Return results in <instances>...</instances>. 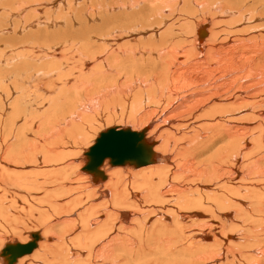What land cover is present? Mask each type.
I'll return each mask as SVG.
<instances>
[{"label":"bare ground","instance_id":"6f19581e","mask_svg":"<svg viewBox=\"0 0 264 264\" xmlns=\"http://www.w3.org/2000/svg\"><path fill=\"white\" fill-rule=\"evenodd\" d=\"M25 1L0 0V252L34 227L14 264H264V0ZM194 1L193 43L167 24ZM99 118L154 163L83 172Z\"/></svg>","mask_w":264,"mask_h":264},{"label":"water","instance_id":"95a60500","mask_svg":"<svg viewBox=\"0 0 264 264\" xmlns=\"http://www.w3.org/2000/svg\"><path fill=\"white\" fill-rule=\"evenodd\" d=\"M146 128L136 132L129 128H108L98 134L93 145L85 153L87 162L81 168L89 173L94 180L105 179L100 170L105 160L112 166H123L126 163L136 167H143L154 163L152 144L145 139ZM32 240L26 244L7 243L0 254L7 259L8 264H14L17 258L30 254L37 246V233L31 234Z\"/></svg>","mask_w":264,"mask_h":264},{"label":"rangeland","instance_id":"374dc122","mask_svg":"<svg viewBox=\"0 0 264 264\" xmlns=\"http://www.w3.org/2000/svg\"><path fill=\"white\" fill-rule=\"evenodd\" d=\"M29 1H31V0H26L25 2H29ZM32 1H34V0H32ZM86 0H84L82 3L83 4H85L86 2H88V4L86 3V5H84V7L85 6H89V4H91L92 3V1L91 0H87L86 2H85ZM94 1V0H93ZM105 1H107V0H105ZM256 0H251L249 3H251V2H255ZM82 3L81 2H79V5H78V7L80 6V5H82ZM195 3H199V1L197 2V1H194V3L193 2H188L186 5L185 4H180V5H177V4H175V6H177L176 7V9H175V12H174V17L176 16V17H182V18H180V20H177V23H176V25H173L172 24V22H171V20H173V19H171V20H169V22H168V24H167V26H176V28L178 27L179 28V24L180 25H182V23H184V21H186L184 24H186L185 26H184V28H183V26H181L180 28V31H179V29L177 28V30L175 31V30H173V32L174 33H178V32H180L181 33V36H182V38L184 39V36H185V38H189V40H190V35H192V41H193V43H194V40L196 39V36H195V30H196V27H197V25H196V23H198V22H206V21H210V20H208V19H206L207 18V15H200V14H198V13H196L195 11L197 10V9H199L196 5H194ZM248 3V4H249ZM257 4L259 3V2H256ZM157 4H158V2H157ZM260 4V3H259ZM36 5V4H35ZM91 5H93V4H91ZM90 5V6H91ZM200 6V5H199ZM201 6H203L202 4H201ZM255 6V5H254ZM258 6V5H257ZM18 7V6H17ZM16 7V5L14 6V8H17ZM81 7V6H80ZM195 8V9H194ZM80 9H82V8H80ZM182 10V11H181ZM48 10L46 9V10H42V13H41V11H39V12H37L36 13V15L38 14V16H40V17H44V14H46V15H48ZM192 14H195L194 15V17L193 18H191L192 17ZM58 15H62V13L61 12H59V14L57 13V12H55L54 14H53V17H58ZM179 15V16H178ZM190 15H191V17H190ZM196 16V17H195ZM188 18V19H187ZM228 18V17H227ZM5 19V23H6V18L4 17V18H2L1 19V26L2 25H4V20ZM30 18L29 17H25V19H24V21H28ZM182 19V20H181ZM196 20V21H195ZM193 21V24H194V22H195V25H194V27H193V29H191V30H188V24H190V22H192ZM229 21V19H225L224 18V20H221V22H222V24H225V23H227ZM166 26V27H167ZM186 28H187V30H186ZM228 28V27H227ZM226 27H220L218 30H221L222 29V31H230L229 29H227ZM55 29V28H54ZM54 29H52L51 31H53ZM184 29V30H183ZM185 30H186V32H185ZM233 31H235V30H237V29H232ZM72 31H74V30H72ZM184 31V32H183ZM193 31V33L191 34V32ZM250 32V31H249ZM53 33H55V32H53ZM248 33V32H247ZM49 34H50V32H49ZM59 34H63V31H60L59 33H58V36H56L55 37V39L53 40V41H55L56 40V42H58V39L61 37V35H59ZM250 34V33H249ZM248 34V38L250 39V37H251V35H249ZM64 35V34H63ZM184 35V36H183ZM250 36V37H249ZM205 37L206 36H204L203 37V39H205ZM33 39L31 38V37H29L28 38V41H32ZM11 43H12V41H10ZM32 42H34V40L32 41ZM193 46V48L195 49V52L197 53V51H196V48H195V46L194 45H192ZM189 49H191V47L189 48ZM255 49V48H254ZM261 51H263L262 49H258L257 48V50L255 49V52L253 51V53H255L256 54V52L258 53V54H256V58H255V60L256 61H254V62H252L253 63V66L254 65H256L254 68L256 69H254L255 71H258V72H260V70H262V69H264L263 67H264V61L262 60L263 59V57H262V53H261ZM260 53V54H259ZM258 58V59H257ZM261 62H260V61ZM76 63L77 62H75L74 61V65L76 66ZM244 63V62H243ZM242 63V65H246V64H243ZM251 63V64H252ZM263 66H262V65ZM74 65H73V67H74ZM258 66H260V67H262V68H259ZM73 67H70V68H73ZM158 70V72L160 71V69H157ZM32 71V70H31ZM30 70H29V72H31ZM148 71H150L149 69H148ZM24 73H26L25 71H23ZM137 72V71H136ZM149 73V72H148ZM147 73V74H148ZM11 89H14V88H16L17 87V85H13V84H11L10 86H9ZM3 90H4V88H3ZM5 91V90H4ZM4 98H6L5 99V101H7V99L9 98V95H6ZM14 98V97H13ZM3 101H4V99H3ZM45 109V108H44ZM107 111V110H106ZM92 112V113H91ZM115 112V111H114ZM113 112V113H114ZM94 115L93 114V111H90L89 113L87 112V114L86 115ZM114 114H116V115H113V120L111 121V120H109V121H111V122H115L116 124H119L122 120L123 121H127L128 119H124L120 114H122L121 113V111L120 112H118V113H114ZM145 114V113H144ZM143 113L142 114H139V112L137 111L136 112V115H132V116H134L133 118H142L143 117V115H144ZM107 115H110L109 114V112H107L106 113V115L105 116H107ZM105 116H104V118H105ZM111 116V115H110ZM144 117H147V116H144ZM143 117V118H144ZM99 119H101V118H99ZM122 119V120H121ZM145 119V118H144ZM97 120V119H96ZM102 120V121H101ZM99 122L101 123V126L103 127V126H107V125H110L109 123H111V122H104V119L102 118ZM135 120H138V119H135ZM99 122L97 123V125H99ZM119 122V123H118ZM128 122V121H127ZM113 124V123H111V124H113V125H111V126H108V127H106V128H102L100 125L98 126L99 128H100V130L97 132V135L101 132V131H104L105 129H107V128H111V127H118V125H116V124ZM149 124V123H148ZM96 125V126H97ZM130 125H132L131 123H130ZM95 126V128L96 129H99L98 127H96ZM9 126H7L6 128H8ZM94 128V129H95ZM24 130H25V128H24ZM33 131V130H32ZM32 131H30V130H27L25 133H28V132H30L31 134H32V138H34L33 136H36V135H41V131L40 132H38L37 134H35V133H33ZM94 131H97V130H94ZM91 135H93V133L91 134ZM5 137H6V141H5V144H4V146H2L3 148H7V147H14L16 150L18 149V145H20V142L21 141H19V139L17 140V141H13V139L14 138H10V137H8L7 136V133H5ZM28 138L27 139H31V137L30 136H27ZM41 136H38V137H36V139H39ZM95 137H97L96 135H95ZM35 139V140H36ZM9 140H12V142L11 143H9ZM8 141V142H7ZM95 141V140H94ZM93 142V141H92ZM90 143V141L88 140V142H85V144L83 143H81L80 144V146H79V148L76 150V152L75 153H80L81 151H85L91 144H93V143ZM34 143H35V141H34ZM30 153H31V151H30ZM69 155H71V154H69ZM210 155H207V156H202V158L201 159H206V158H208ZM22 160H18V162H19V164L20 165H22V164H26L25 162H21ZM242 165V164H241ZM75 167V166H74ZM108 168V167H107ZM109 170H114V169H123V168H108ZM32 170V169H31ZM80 172V171H79ZM89 176V175H88ZM68 177H69V179H73L75 176H74V174H73V171L72 172H70L69 174H68ZM49 179L51 178V176H49L48 177ZM71 181V180H70ZM44 193V192H43ZM99 202V200H97V203ZM253 203V202H252ZM231 224H232V222H230ZM256 225V224H255ZM234 226L232 225V227H229V229L228 230H230V231H232V232H230V231H228V232H230L231 234H233L234 233ZM32 231H30V232H32V233H34V232H38V230H40L39 228H34V227H31L30 228ZM232 229V230H231ZM227 232V231H226ZM27 238V237H26ZM6 242H9V240H7V241H5V243L4 244H6ZM3 244V245H4ZM3 247V246H2ZM2 249V248H1ZM37 258V257H36ZM35 258V259H36ZM160 259H162V258H160ZM2 260V259H1Z\"/></svg>","mask_w":264,"mask_h":264},{"label":"clouds","instance_id":"9594fccd","mask_svg":"<svg viewBox=\"0 0 264 264\" xmlns=\"http://www.w3.org/2000/svg\"><path fill=\"white\" fill-rule=\"evenodd\" d=\"M92 103L95 104L97 107L99 106V102H98V100H95V101H93Z\"/></svg>","mask_w":264,"mask_h":264}]
</instances>
